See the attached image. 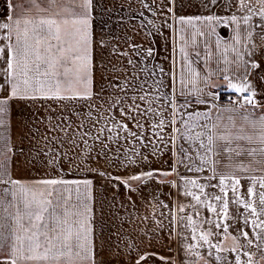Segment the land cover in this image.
<instances>
[{
  "label": "snow or ice",
  "instance_id": "obj_1",
  "mask_svg": "<svg viewBox=\"0 0 264 264\" xmlns=\"http://www.w3.org/2000/svg\"><path fill=\"white\" fill-rule=\"evenodd\" d=\"M176 3L167 0L165 21L152 26L170 30L172 70L149 67L152 47L130 45L135 59L113 48L121 63L106 69L113 78L97 92L93 0H7L0 16V264H97L89 174L130 193L175 177L169 183L186 202L153 197L151 213L137 217L145 224L140 244L151 246L163 228L157 209H166L159 215L180 241L183 264H264V93L253 83L264 73V0H199L196 15H177ZM157 6L163 11V0ZM221 92L231 94L227 105ZM17 104H40L46 113L44 133L36 129L45 147L32 159L45 169L39 178L14 174L22 154L11 137ZM168 153L167 169L142 167ZM101 157L106 167L141 170L121 176L93 167ZM128 249L138 253L134 264L156 255L132 241Z\"/></svg>",
  "mask_w": 264,
  "mask_h": 264
},
{
  "label": "rangeland",
  "instance_id": "obj_2",
  "mask_svg": "<svg viewBox=\"0 0 264 264\" xmlns=\"http://www.w3.org/2000/svg\"><path fill=\"white\" fill-rule=\"evenodd\" d=\"M93 3V13L96 14V16L92 19V30L96 41L94 53L99 56L98 66L100 69V80L106 81L112 79L113 74L111 72L106 71V69L110 68L112 64L121 63L120 58L112 55L113 48H116L120 51H127L132 55L134 54V52L130 45L135 44L142 46L141 43L145 40L146 49L148 47H152L153 49H155V43L157 42L159 45V43L162 41L164 48L167 47V36L171 37L169 28L165 26L162 29V34L157 33L154 36L155 31L152 27L153 24L160 25L165 21V18L167 16V0H163V3L165 4V8L163 11L157 6L161 3V0H93ZM221 3H226V0H221ZM145 4H147L149 7H145ZM6 9L7 0H0V16L3 15ZM96 9H98V12L96 11ZM175 10L177 15L200 14L199 0H177ZM213 11L219 15L226 14V9L223 7H214ZM129 14H131V16H129ZM144 31L146 33V39L145 36L142 34ZM218 31L221 32L222 35L230 36V32L227 29L221 28L218 29ZM150 32L152 33V35H149ZM101 41L103 42L104 46H101ZM102 76L106 77V79H102ZM16 111L20 116V123L16 127L20 137L23 136V132L27 133L29 131L28 129L31 128L34 131L35 136L31 134H26L27 142L29 140H32L31 143H34L36 141L35 138L38 137V141L36 144L39 145L35 146L34 148L38 150L42 145L43 147H45L43 141H41L40 139V134H37L36 132V129L38 127L43 130H41V134H43L45 131V124L41 123V120L46 115V113L44 112L41 105L17 104ZM33 140L35 141L33 142ZM40 159H43V157L41 156ZM96 164L98 165V168L100 170H107L109 172L114 173L112 169H110V167H106V161L102 157ZM22 168L23 169L20 171V176H18L19 178H27L22 177V174L31 172L35 175H40L39 170L43 169L41 167L34 168L32 166L28 168ZM64 168L65 172H67L69 166L66 164L64 165ZM180 171L184 172V169L181 168ZM115 174H117L116 171ZM184 174L186 175L188 173L185 172ZM96 185L99 188L100 194H104L105 192L111 190H123V187H120L119 189L113 188L111 185L106 184L105 180L100 183L98 182ZM246 188L247 184L244 185V190H246ZM171 189L174 191V193H176L177 200L186 202L184 201V197L181 194V190L173 188L172 185ZM139 196L140 195L138 193H134L133 196H131L130 200H137ZM128 205L129 206H127L126 203L123 202H118V206L115 208L110 205L109 207H105V209L101 210V215H104V217L111 218L108 223L105 222L104 224H102L101 220L98 221L95 215L94 224L96 228L95 234L97 239H115V241H119V239H126L127 241L125 240L124 242L129 243V241H132L137 244H140V241L144 238L140 236L139 233L140 230L145 227V224L141 223V221L137 219V217H142L146 215L147 211L144 208L139 207V205H137L136 203L131 202L130 204L129 202ZM118 214L121 215V218H119ZM146 223L150 228V221ZM164 226L162 230L156 232L151 244H155L154 248L157 250V254L159 256L161 252L160 257L167 258V260L175 259L178 261V264H183L182 257L184 256V253L179 248L180 241L176 238L175 232L173 230H166V227ZM143 244H146L148 246L147 240H144ZM115 248H117V246ZM139 248H148L149 253V246L146 247L145 245H141L139 246ZM120 249L121 252L123 250L125 253H128V251H130L128 249V246L123 247V249ZM147 264L157 263L153 262ZM160 264H167V262L166 260H161Z\"/></svg>",
  "mask_w": 264,
  "mask_h": 264
},
{
  "label": "crops",
  "instance_id": "obj_3",
  "mask_svg": "<svg viewBox=\"0 0 264 264\" xmlns=\"http://www.w3.org/2000/svg\"><path fill=\"white\" fill-rule=\"evenodd\" d=\"M98 7V6H96ZM96 11L98 12V9H96ZM96 16L95 13L92 12V18H94ZM129 16H131V14H129ZM145 36L146 39V33L145 31L142 33ZM157 33H154V36ZM220 35L222 37H224L225 39H227L229 37V35H222L220 32ZM167 42L166 45L167 47L164 48L163 46V41L159 43L156 42L155 43V51H157V57H156V61L154 62H150L149 63V67L152 66V63H158L160 65L163 66V68L165 69V71H170L172 70V62H171V57L173 55V46H172V40L170 39L169 36H167ZM142 46L144 49H146V40L143 41ZM203 51V50H202ZM95 55V61L97 63V71H96V80H95V89L97 92H99L100 90V86L101 84H104L105 86L108 85V80H100V74H99V56ZM132 58L135 59V54H132ZM165 57H169V59H165ZM262 64H264V62H262ZM200 67H203V65L201 64ZM212 67H215V63H213ZM264 74V73H257V76L253 78V83L257 89V91L259 93H264V81H262L260 79V76ZM143 75V74H141ZM167 79V77L165 78ZM101 83V84H100ZM221 94H230L228 92H221ZM264 98V97H262ZM25 105V104H24ZM227 105V104H225ZM17 109V105L13 106V114H12V127H11V137L13 140V143L15 144L18 152L20 150H22V154H19L16 157V164H15V168L16 171L14 172V174L18 177L20 176V171L23 169L22 167H41L39 162L33 163L31 162L36 149L34 148L35 146H38L39 144H36L38 141V137L35 138V140H33L34 143H31L32 140H29L27 142V138H26V134H31L35 136L34 131L30 128L28 129L29 131L23 132V136L20 137L18 130H17V125H19L20 123V116L18 114V112L16 111ZM202 110V109H201ZM84 111H87V109L85 108ZM259 112V110H258ZM227 114H225V118H226ZM28 124V122H27ZM39 128V127H38ZM40 129V134L42 133V129ZM42 130V131H41ZM167 135V134H166ZM42 141V140H41ZM40 141V143H41ZM99 145H97V151H99ZM128 147V145H122V150L123 148ZM43 148V145L40 147ZM39 148V149H40ZM116 151V146L112 145V151L108 153L109 157L112 156V153ZM150 152V150H146L145 154L148 155ZM95 155V153H94ZM150 159H152V163L151 165H142V167L144 168V170H148V168H154V169H167L168 168V164L170 163V159H171V154L168 153L166 155H164L163 157H161L160 161L157 162L155 158H152L150 156ZM168 162V163H166ZM93 167L98 168V165L96 163H94L92 165ZM110 169H112V171L115 173V171L117 172V175H121V176H125V175H129L132 174L134 172H139L141 170L140 167H130L127 170H125L124 168H116V167H110ZM28 170V169H27ZM40 175H35L32 172L31 173H25L22 174V177H27V178H39L43 175H45V169H41L39 170ZM185 173V172H182ZM188 175V174H186ZM90 178L93 179L94 184H95V203H94V211H95V215H96V219L99 221L101 220V223L104 224L105 222H109L111 220V218L109 217H104V215H101L102 212L101 210L105 209V207H109L110 205L113 206V208L118 206V202H123L126 203L127 206L128 203L131 202L132 203H136L137 205H139V207L144 208L147 212V214L151 213L152 211V207L149 205V202L153 200V197H156L158 200H162L164 203H167L169 205H171L174 201H177V197H176V193H174V191L171 189V183H169L170 181L174 180L175 177L173 176H169V177H161L159 178L160 180H164L166 181L165 183H158L157 181L153 180V181H149L147 186L141 185L139 190L136 192H128L126 189L123 188L122 191L119 190H111L108 192H105L104 194H100L99 188L96 185L98 182H103L104 180L99 178V177H95L92 176L91 174H89ZM165 185V186H164ZM149 189V190H148ZM138 193L140 196L139 198H137V200H133L131 198V196H133V194ZM127 198V199H126ZM139 199V200H138ZM160 211H167L166 209L161 210V209H157L156 215L157 218L163 220V226L166 227V230L171 229L172 228L169 227L168 225V221L166 219H163V217H160L159 213ZM119 215V214H118ZM119 218H121V215H119ZM151 223V227L150 229H155L156 225L154 223L151 222V220H149ZM96 229V228H95ZM126 240V239H125ZM124 239H119V241H115L114 240H100L96 238V234H95V243H96V249H97V264H132L134 263L135 259L138 256L137 252H133L130 253V251H128V253L124 252L121 249H123V247L128 246V242H124ZM127 241V240H126ZM115 243V244H114ZM113 244V245H112ZM137 244V243H136ZM141 245H145L146 247H148L146 244H137V246H141ZM155 245V244H154ZM154 245L151 244L150 246V250L149 253H155L156 255L153 256L151 259H149L147 263H157L160 264L161 263V252H160V256L157 254V250L154 248ZM168 245V244H167ZM117 246V248H115ZM115 248V249H114ZM141 252H148V248L146 249H140ZM174 250V249H173ZM127 251V249H126ZM168 252V251H167ZM168 256V255H166Z\"/></svg>",
  "mask_w": 264,
  "mask_h": 264
},
{
  "label": "trees",
  "instance_id": "obj_4",
  "mask_svg": "<svg viewBox=\"0 0 264 264\" xmlns=\"http://www.w3.org/2000/svg\"><path fill=\"white\" fill-rule=\"evenodd\" d=\"M221 95H222V101H221V103L227 104L229 98L231 97V94H221Z\"/></svg>",
  "mask_w": 264,
  "mask_h": 264
}]
</instances>
